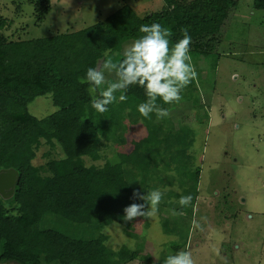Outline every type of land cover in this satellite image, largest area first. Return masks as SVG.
<instances>
[{"label":"trees","instance_id":"1","mask_svg":"<svg viewBox=\"0 0 264 264\" xmlns=\"http://www.w3.org/2000/svg\"><path fill=\"white\" fill-rule=\"evenodd\" d=\"M162 1L161 12L142 18L123 4L102 22L70 34L36 40H10L0 34V171L18 173L12 196L0 195V264H114L104 229L117 224L127 238L137 239L134 226L143 218L123 219L125 207L145 203L133 199L134 191L146 195L160 190L164 234L188 238L199 180L194 159L187 154L190 137L179 143L177 129H161L153 114L151 119L142 117L137 106L147 98L139 86L129 88L126 102L117 98L99 114L91 107L88 84L79 83L88 68L106 59V52L122 60L123 45L142 35L141 25L152 23L170 28L173 44L188 31L198 84L202 61L211 58L209 69L215 73L219 57L210 51L220 44L237 1ZM49 9L36 6L38 20ZM253 9L264 11V0H253ZM197 93L194 80L182 91L181 101L197 104ZM46 95L58 110L39 120L28 106ZM158 104L168 107L160 100ZM125 121L142 124L146 135L130 142L117 163L87 166L85 158L97 161L106 146L126 143L121 134ZM57 146L63 151L60 158L53 153ZM44 147V163L36 166L37 152ZM187 195L193 197L191 205L181 209L179 199ZM173 209L185 214L173 216ZM171 249L180 250L176 245ZM120 255V264L130 261L126 246Z\"/></svg>","mask_w":264,"mask_h":264},{"label":"rangeland","instance_id":"2","mask_svg":"<svg viewBox=\"0 0 264 264\" xmlns=\"http://www.w3.org/2000/svg\"><path fill=\"white\" fill-rule=\"evenodd\" d=\"M236 1L220 44L210 51L219 57L216 72L209 69L211 58L200 64L201 84L195 79L197 104L168 105L170 114L163 119L153 113L161 129H177V142L190 137L187 154L199 170L192 220L207 217L206 223L201 221L204 231L191 227L186 241L165 235L157 214L136 223L135 240L111 224L104 233L114 264H120L123 246L130 250L126 264H164L168 255L184 250L191 251L195 264H225V260L227 264H264V155L258 140L260 135L264 141V11L254 10L253 0ZM123 4L141 18L164 7L162 0H0V34L10 40L70 34L102 22ZM41 5L50 9L40 21L36 6ZM132 43L123 45L122 55ZM106 77L116 79L114 74ZM57 110L51 95L37 97L28 106L39 120ZM121 134L126 142L123 146H106L97 161L85 158L86 165L100 168L117 163L130 142L146 135V129L125 121ZM57 147L53 153L60 158L63 151ZM46 150L37 152L34 165L44 163ZM175 245L180 250L173 251ZM224 248L232 250L226 257Z\"/></svg>","mask_w":264,"mask_h":264},{"label":"clouds","instance_id":"3","mask_svg":"<svg viewBox=\"0 0 264 264\" xmlns=\"http://www.w3.org/2000/svg\"><path fill=\"white\" fill-rule=\"evenodd\" d=\"M139 31L142 35L126 49L122 60H114L106 52V59L97 67L88 68L86 76L79 80L81 84H88L91 107L99 114L107 112L108 106L115 103L117 98L120 102H126V93L136 85L144 89L147 98L137 106L138 113L146 119H151L153 113L157 119H163L169 116L170 110L161 107L158 100L165 105L180 103L182 91L197 78L190 55L192 38L186 29L182 31V38L174 44L170 40L171 29L160 23L141 25ZM106 74H114L116 79L109 80ZM162 198L160 190H152L146 195L134 191L133 199L145 203H132L125 207L123 219L132 222L137 218H154L159 212ZM192 200L191 195L181 196L178 203L181 209H186ZM170 211L173 216L185 214L175 209ZM201 221L206 223L207 217L199 220L193 218L192 229L204 231ZM164 264H195V261L191 251L184 250L168 255Z\"/></svg>","mask_w":264,"mask_h":264},{"label":"water","instance_id":"4","mask_svg":"<svg viewBox=\"0 0 264 264\" xmlns=\"http://www.w3.org/2000/svg\"><path fill=\"white\" fill-rule=\"evenodd\" d=\"M18 182V173L14 170L0 171V195L3 198L12 196Z\"/></svg>","mask_w":264,"mask_h":264},{"label":"flooded vegetation","instance_id":"5","mask_svg":"<svg viewBox=\"0 0 264 264\" xmlns=\"http://www.w3.org/2000/svg\"><path fill=\"white\" fill-rule=\"evenodd\" d=\"M262 113H263V111H262ZM262 119H264V116L262 117ZM263 122V121H262ZM263 128H264V123H263ZM263 128H259L260 130H262ZM264 132V131H263ZM263 132H261V133H263ZM258 140H259V143H261V151H262V154L264 155V141L262 140V138L260 137V135H259V138H258ZM232 250L230 249V248H224L223 250H222V254L226 257V256H228L229 255V252H231Z\"/></svg>","mask_w":264,"mask_h":264}]
</instances>
